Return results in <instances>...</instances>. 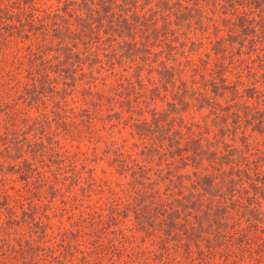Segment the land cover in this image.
Listing matches in <instances>:
<instances>
[{"label": "rangeland", "instance_id": "1", "mask_svg": "<svg viewBox=\"0 0 264 264\" xmlns=\"http://www.w3.org/2000/svg\"><path fill=\"white\" fill-rule=\"evenodd\" d=\"M63 4L62 0H0V23L8 25L0 28V264H264V197H259L256 209L252 211L260 220L245 213L248 220L242 216L240 226L234 225L237 227L235 237L248 229V237L240 233L238 240L234 239L235 245L241 243V248L226 244L227 249L221 253L215 251L211 256H194L191 252V256H187L181 247L168 254L166 250L157 252L154 235H141L129 227L132 223L129 211L119 223L126 236L124 245L128 250L145 249L148 252L137 255L139 260L126 255L114 261L115 257L96 249L95 229L108 221L110 207L122 209L132 201L134 189L139 186L129 169H122V164L136 162L143 166L140 173H148L149 180L154 177L152 172L158 167L157 155L141 152L144 138L133 123L150 119L154 109L157 114L163 111L164 100L170 99V94L166 91L165 97L155 96L153 101L147 97L148 90L145 94L134 95L128 94L129 86L118 87L117 81L123 75L131 80L136 78L134 88L153 87L158 77V65L141 63L129 55L108 64L106 57L101 55L106 43L100 47L92 43L88 57L92 76H87V80L80 78L76 66L74 83L63 84L62 79L68 83L72 79L62 78V73L56 74L47 68L48 79L42 83L38 81L34 90L26 92L25 87L31 81L26 71L27 55L31 54L28 52L34 51L44 59L48 58L46 63H53L56 58L51 57L53 49L48 51L53 43L48 34L41 36L43 41L39 45L34 43L36 39L32 34L30 39L15 37L16 19L24 18L29 12L35 20L44 19L46 11L56 8L61 12ZM210 7L202 5L197 14L199 20L187 17L179 25L172 23L177 20L171 16L169 25L155 40L164 44L162 54L167 51L166 63L175 65V77L188 85L192 84V77L196 86L202 76L216 75V63L223 62L225 80L227 83L236 81L238 90H243L240 91L243 96L236 100L251 105L252 109H247L246 114L253 113V122H244V116H241L235 122L238 126L231 140V122L228 133L217 134L218 130L214 133L216 123L210 121L212 114L207 113L206 108L189 107L181 113V118H177L175 112H167V116L162 113L158 118L166 121L164 126L170 124L179 129L185 137L191 132L189 127H193L192 135H206L203 142L241 146L239 137L242 136L248 145L247 152L264 150V124L252 126L257 117L264 115V30L252 41L255 44L253 50L242 45L241 51L237 52V43L229 44L226 40L225 54H230L217 58L212 42L225 36L226 28L218 11ZM69 10L73 11L71 7ZM5 29L13 33L9 36ZM154 43L157 42L153 40ZM79 47L81 50L82 45ZM150 47L157 49L158 46ZM96 51L100 52L94 57L92 53ZM135 64L139 68L133 69ZM136 71L140 72L133 74ZM245 87H248L246 92ZM251 87L254 92L247 97L245 93H251ZM217 99L221 106L232 102L221 97ZM236 108L237 105H231V109ZM41 149H44L43 153H40ZM255 156L237 159L240 171L235 173L243 181L256 175L258 179L264 176V155H259L256 161L259 170L253 167ZM161 157L163 164L170 159L169 155ZM21 170L26 173L21 174ZM182 170L190 171L189 166ZM181 180L184 183L182 193H186L189 189L187 178ZM154 181L149 185L158 188L164 196L162 181ZM171 189L175 191L177 187ZM235 193H239L245 203L244 195H251L243 189ZM239 214L238 209L233 212V218ZM249 221L254 224L248 225ZM117 226L109 224L108 229ZM174 241L169 240V243ZM159 256L163 261L157 259Z\"/></svg>", "mask_w": 264, "mask_h": 264}, {"label": "trees", "instance_id": "2", "mask_svg": "<svg viewBox=\"0 0 264 264\" xmlns=\"http://www.w3.org/2000/svg\"><path fill=\"white\" fill-rule=\"evenodd\" d=\"M62 2L64 4L60 6L61 12L56 8L46 11L44 19L35 20L31 12L24 18L16 19L15 37L30 39L32 34L36 39L34 43L39 45L43 41L41 36L48 34L53 42L49 45L48 51L53 49L54 53H51V57L56 58L53 63H46L49 61L48 58L44 59L42 55L34 51L28 52L31 54L27 55L26 71L31 81L29 86L25 87L26 92L28 89L34 90L35 85L48 79L47 68L56 74L62 73V78L72 79L69 83L66 79H62L63 84L74 83L77 68L80 78L87 80V76H92V65L88 58L92 43L99 47L106 43V47H103L105 52L101 55L106 57L108 64H114L122 57L129 55L141 63L158 65V77L155 78L153 87H143L144 91L141 90V86L134 88L136 78L131 80L127 75H123L117 81L118 87L125 89L129 86L130 88L126 89L129 90L128 94L134 95L142 92L145 94L148 90L147 97L153 101L155 96L165 97L166 91L170 94V99L164 100L166 107L163 111L157 114L154 109L150 119L145 118L133 123L137 132L144 138L141 152L157 155L158 167L152 174H154L155 183L162 181L164 196L160 195L158 188L149 185L153 179L149 180L148 173L146 175L140 173L143 166L136 162L130 165L120 163L124 167H122L123 170L129 169L130 175L139 186L134 189L135 194L131 202H127L122 209L111 206L108 221L100 220L102 225L97 228L98 230L95 229L96 249L102 254L115 257L114 261H119L126 255H133L139 260L140 257L137 255L148 252L145 249L128 250L124 245L126 236L119 223L124 221L123 218L129 211L132 214V223L129 227L141 235H154V241L158 244L157 252L166 250L168 254L170 250L181 247L187 253L184 252V255L187 256H191L190 252L194 256L204 254L211 256L215 251L221 253L223 249H227V245L241 248L239 247L241 243L235 245V240H238L240 233L248 237V229L239 232L235 237L237 227L234 225L240 226L239 218L246 216L245 213L260 220V217L252 211L256 209L259 197H264V176L258 179L256 175L251 180L243 181L238 173H235L236 170L240 171L237 159H246L245 155H256V159L252 160L253 167L259 170L260 165H257L256 161L260 158L259 155H264V150L247 152L248 145L243 142L242 136L239 137L241 146L229 145L226 142L217 146L214 141L203 142L207 138L206 135H192L193 127L191 129L189 127L188 131L191 132L185 137L179 129L170 124L164 126L166 121H160L158 116L162 113L167 116V112L168 114L175 112L176 117L181 118V113L189 107H195L198 110L206 108L207 113L212 114L210 121L216 123L214 133H217V130V134L228 133L227 128L230 127L231 122L232 133L229 138L233 140L236 134L234 130L238 126L235 122L239 121L241 116H244V122H253V113L246 114L247 109H252L251 105L245 101L236 100L243 96L240 92L243 90H238L236 81L226 82L222 72L223 62L216 63V75L210 78L202 76L200 78L202 81L196 86L193 85L195 81L193 77L190 79L191 85L176 78L175 65L165 61L167 51L162 54L164 44H159L155 39L163 34L171 16L176 18L177 21L172 20V23L177 25L187 17H193L194 21L199 20L200 17L197 14L200 7L204 5L211 6L210 8L215 12L218 11L217 15L226 28V35L217 37L212 42V50L217 58L230 54H225L227 50L224 45L227 41L229 44L237 43V52L241 51L242 45L253 50L255 44L252 41L258 32L264 30V0H62ZM70 7L73 11L69 10ZM25 24L28 26L25 27ZM7 26L0 23V28ZM5 30L9 36L13 33L11 30ZM0 32L2 33V30ZM153 40L157 43L152 44ZM79 44L82 45L81 50ZM152 45L158 46L157 49L151 48ZM99 52L92 54L96 57ZM20 63L17 64V68L20 67ZM134 68L139 67L135 64ZM139 72L136 71L133 74L136 75ZM38 81L40 82L36 84ZM132 88L134 90H131ZM251 89V93H245L247 97L254 92L253 87ZM247 90L248 87H245L244 92ZM218 97L232 102L221 106ZM142 100H145L144 96ZM231 105H237L240 113L237 108L231 109ZM263 117H257L252 126L262 127ZM40 151L43 153L44 149ZM162 155L170 156L164 164ZM175 160L177 163L173 164ZM187 166L190 171L182 170ZM20 173L26 172L21 170ZM28 175L31 176V173ZM182 178H187L188 181L189 189L186 193H182L184 185ZM171 187H177V190L173 191ZM240 189L251 192V195H244L246 203L245 200L243 202L240 199L239 193H235ZM251 202L253 204H250ZM238 209L239 216L233 218V212H237ZM248 218L246 216L244 220ZM109 224L118 226L110 230ZM252 224L254 222L249 221L248 225ZM169 240L175 241L171 244ZM157 252L155 255L158 254ZM157 259L163 261L160 256Z\"/></svg>", "mask_w": 264, "mask_h": 264}]
</instances>
